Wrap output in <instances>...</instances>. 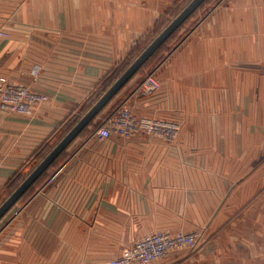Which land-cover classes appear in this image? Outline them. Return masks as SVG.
Segmentation results:
<instances>
[{
	"label": "crops",
	"instance_id": "0c3cea01",
	"mask_svg": "<svg viewBox=\"0 0 264 264\" xmlns=\"http://www.w3.org/2000/svg\"><path fill=\"white\" fill-rule=\"evenodd\" d=\"M177 1L0 0V25L10 19L12 33L0 40V76L51 96L33 118L0 109V194ZM36 65L37 81L31 75ZM158 76L164 83L172 75ZM194 79L188 85L176 77L159 93L131 101L143 114L184 121L177 147L146 135L104 143L78 137L43 183L16 203L13 216L4 217V226L15 219L0 234V264H108L156 230L199 231L209 240L234 218L264 225L261 196L233 201L226 197L230 185L200 167V151L207 149L200 145L215 139L196 134ZM255 239L249 255L264 264V233ZM200 249L178 250L152 264H195Z\"/></svg>",
	"mask_w": 264,
	"mask_h": 264
},
{
	"label": "rangeland",
	"instance_id": "374dc122",
	"mask_svg": "<svg viewBox=\"0 0 264 264\" xmlns=\"http://www.w3.org/2000/svg\"><path fill=\"white\" fill-rule=\"evenodd\" d=\"M152 74L160 81L159 92L176 77L184 78L188 85L195 78L196 134L215 139L214 143L200 145L210 149L208 154L207 149L200 151V167L214 169L218 174L216 182L230 185L226 197L231 194L233 201H251L256 195L264 199V0H209L99 115H109ZM158 75L172 76L162 83ZM114 82H107L101 91ZM185 100L187 106L189 97ZM86 109L64 121L56 140L82 119ZM101 121L97 119L98 127ZM186 128L179 120L177 136ZM175 143L176 140L167 141L168 145ZM241 183L243 190H234ZM10 193L7 190L0 194V207ZM13 210L14 207L5 217L10 219ZM5 219L0 221V230L8 221ZM230 222L215 239H202V232L194 231L200 234L197 247L201 248L195 264H255L249 253L254 250L257 232L264 233V225L247 218Z\"/></svg>",
	"mask_w": 264,
	"mask_h": 264
},
{
	"label": "built area",
	"instance_id": "2783aa9c",
	"mask_svg": "<svg viewBox=\"0 0 264 264\" xmlns=\"http://www.w3.org/2000/svg\"><path fill=\"white\" fill-rule=\"evenodd\" d=\"M9 22L10 19L0 25V40L11 39ZM31 75L37 81L41 77V66L33 67ZM160 86V81L155 75H149L109 115L103 117L98 115L97 119L102 120V123L91 134V140L104 143L114 136L127 139L146 135L160 137L166 142L176 140L177 143L179 121H164L156 116H146L131 104L133 98L150 97L157 94ZM50 102L51 96L47 92L36 90L31 85L13 80L9 76H0V109L5 114L33 118L41 107ZM14 219L15 216L0 230V234ZM199 235L194 231L174 233L167 230H156L137 239L133 245L124 249L108 264H152L168 258L175 251L195 249L200 240Z\"/></svg>",
	"mask_w": 264,
	"mask_h": 264
},
{
	"label": "water",
	"instance_id": "95a60500",
	"mask_svg": "<svg viewBox=\"0 0 264 264\" xmlns=\"http://www.w3.org/2000/svg\"><path fill=\"white\" fill-rule=\"evenodd\" d=\"M206 0H192L167 28L145 49L110 89L95 103L70 132L58 143L47 157L27 176L21 185L0 207V221L48 170L55 160L74 142L79 134L107 107L121 89L137 74L151 56Z\"/></svg>",
	"mask_w": 264,
	"mask_h": 264
},
{
	"label": "trees",
	"instance_id": "16d2710c",
	"mask_svg": "<svg viewBox=\"0 0 264 264\" xmlns=\"http://www.w3.org/2000/svg\"><path fill=\"white\" fill-rule=\"evenodd\" d=\"M192 0H182V2L177 1L174 6L169 8L156 22L155 26L146 34L142 35L135 43V45L131 48L128 56L124 59L118 62L113 68L110 70V72L105 75L103 78L102 82L99 84V88L97 91L83 104L81 110L86 109V112L84 115L87 113L88 110H90L94 105L92 102L98 101L105 93L108 91L110 88H105L103 92L101 91L103 87H105L106 83L114 80L115 82L121 77V74L124 73L126 70V66L130 65L129 63L132 64L144 51L145 49L167 28V26L187 7V5L191 2ZM209 0H206L182 25L179 29H177L167 40L164 44L161 45V47L151 56V58L145 63V65L150 62L164 47L167 46V44L175 37V35L187 24V22L193 17V15L200 9L202 8ZM144 65V66H145ZM143 66V67H144ZM130 67V66H129ZM142 67V68H143ZM141 68V69H142ZM140 69V70H141ZM140 70L137 72V74L140 72ZM120 73V75H119ZM136 74V75H137ZM134 78V77H133ZM132 78V79H133ZM131 79V80H132ZM131 80L121 89V91L126 88V86L131 82ZM114 82V83H115ZM113 83V84H114ZM112 84L109 86L111 87ZM120 91V92H121ZM119 92V93H120ZM118 93V94H119ZM117 94V95H118ZM116 95V96H117ZM95 102V103H96ZM94 103V104H95ZM92 104V105H91ZM89 106V108H88ZM108 106V105H107ZM83 117V116H82ZM79 118L78 120H80ZM78 120L75 122L74 125L78 123ZM97 118L94 119L80 134L78 137L85 136L88 137L91 135V133L95 130V128L98 127L100 122H97ZM94 128L90 132V128ZM70 130L66 133L68 134ZM88 132V133H87ZM59 133V130L55 132V134L47 140L34 154V156L30 159V163L26 165L25 170L19 172L16 174L12 180L10 181V184L8 185V191L11 193L5 198L6 199L20 186V184L27 178V176L47 157V155L58 145V143L66 136V134L59 139L56 140L58 137L57 134ZM87 133V134H86ZM77 137V138H78ZM76 138V139H77ZM75 139V140H76ZM56 140V141H55ZM74 140V141H75ZM65 152V151H64ZM64 152L55 160V162L50 166L56 165L57 161L61 156L64 154ZM49 167V168H50ZM48 168V169H49ZM47 171L35 182V184L25 193H31L34 190L35 185L43 183V181L46 178Z\"/></svg>",
	"mask_w": 264,
	"mask_h": 264
}]
</instances>
